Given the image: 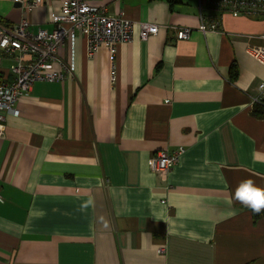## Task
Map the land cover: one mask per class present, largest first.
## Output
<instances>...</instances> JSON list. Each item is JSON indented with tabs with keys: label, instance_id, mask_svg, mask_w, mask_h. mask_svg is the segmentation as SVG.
Here are the masks:
<instances>
[{
	"label": "crops",
	"instance_id": "1",
	"mask_svg": "<svg viewBox=\"0 0 264 264\" xmlns=\"http://www.w3.org/2000/svg\"><path fill=\"white\" fill-rule=\"evenodd\" d=\"M61 2L0 0V27L50 32ZM87 2L123 13L132 38L88 59L77 36L74 75L35 82L5 115L0 264H264V214L234 197L247 179L264 189V66L247 52L264 47V17L224 14L203 34L208 0ZM143 22L158 27L146 40ZM178 147L154 175L151 156Z\"/></svg>",
	"mask_w": 264,
	"mask_h": 264
},
{
	"label": "built area",
	"instance_id": "2",
	"mask_svg": "<svg viewBox=\"0 0 264 264\" xmlns=\"http://www.w3.org/2000/svg\"><path fill=\"white\" fill-rule=\"evenodd\" d=\"M20 4L25 12L41 5L42 0H11ZM208 7L216 14L200 13L198 31L203 34L220 29L224 14L264 17V0H208ZM53 29L48 32L22 19L13 27H0V61L9 60L10 66L0 62V136L5 131V115H18L20 99L27 96L35 82H62L74 75V46L77 36L86 41L87 58L100 47L114 51L121 43L132 38L133 22L123 13L109 15L104 9L91 7L87 0H62L59 12L52 17ZM158 31L157 25L140 23L139 37L146 40ZM191 29L182 27L176 31L177 41L189 38ZM264 39V35L262 36ZM66 48L65 56L61 49ZM248 54L264 66V47L250 45ZM257 102L264 103V83L258 86ZM183 147L157 151L149 160L150 171L162 179L177 165Z\"/></svg>",
	"mask_w": 264,
	"mask_h": 264
},
{
	"label": "clouds",
	"instance_id": "3",
	"mask_svg": "<svg viewBox=\"0 0 264 264\" xmlns=\"http://www.w3.org/2000/svg\"><path fill=\"white\" fill-rule=\"evenodd\" d=\"M234 197L236 201L255 214L264 211V189L257 187L252 179L242 181L236 188ZM87 206L85 204L83 207Z\"/></svg>",
	"mask_w": 264,
	"mask_h": 264
},
{
	"label": "trees",
	"instance_id": "4",
	"mask_svg": "<svg viewBox=\"0 0 264 264\" xmlns=\"http://www.w3.org/2000/svg\"><path fill=\"white\" fill-rule=\"evenodd\" d=\"M236 73H237V72H236L235 66L232 65V66H231V75H232V79L235 78ZM254 114L258 116V114H257V112H256L255 109H254ZM260 114H261V113H260ZM263 214H264V212H261L260 214H255V213H253V217H258L259 215H263Z\"/></svg>",
	"mask_w": 264,
	"mask_h": 264
},
{
	"label": "water",
	"instance_id": "5",
	"mask_svg": "<svg viewBox=\"0 0 264 264\" xmlns=\"http://www.w3.org/2000/svg\"><path fill=\"white\" fill-rule=\"evenodd\" d=\"M20 5V4H19Z\"/></svg>",
	"mask_w": 264,
	"mask_h": 264
}]
</instances>
